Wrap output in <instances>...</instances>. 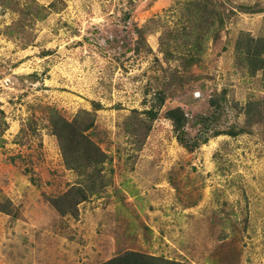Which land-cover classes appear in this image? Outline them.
Returning <instances> with one entry per match:
<instances>
[{"label":"rangeland","instance_id":"374dc122","mask_svg":"<svg viewBox=\"0 0 264 264\" xmlns=\"http://www.w3.org/2000/svg\"><path fill=\"white\" fill-rule=\"evenodd\" d=\"M126 253L264 264V0H0V264Z\"/></svg>","mask_w":264,"mask_h":264},{"label":"trees","instance_id":"16d2710c","mask_svg":"<svg viewBox=\"0 0 264 264\" xmlns=\"http://www.w3.org/2000/svg\"><path fill=\"white\" fill-rule=\"evenodd\" d=\"M169 118L173 121L174 126L176 131L180 132V124L179 122L175 119L174 116V112H170ZM183 139V138H181ZM184 145L188 148H191V144L187 143V141H185V139H183ZM102 264H178L175 262H169V261H165V260H159L158 262H156V260L153 257H149V258H138L135 253H126L122 256L119 257H115L105 263ZM182 264V263H180Z\"/></svg>","mask_w":264,"mask_h":264}]
</instances>
